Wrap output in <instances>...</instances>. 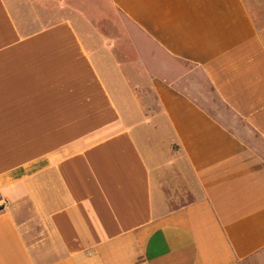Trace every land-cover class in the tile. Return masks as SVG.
<instances>
[{"label": "crops", "instance_id": "1", "mask_svg": "<svg viewBox=\"0 0 264 264\" xmlns=\"http://www.w3.org/2000/svg\"><path fill=\"white\" fill-rule=\"evenodd\" d=\"M0 196V264H264V0H0Z\"/></svg>", "mask_w": 264, "mask_h": 264}, {"label": "rangeland", "instance_id": "2", "mask_svg": "<svg viewBox=\"0 0 264 264\" xmlns=\"http://www.w3.org/2000/svg\"><path fill=\"white\" fill-rule=\"evenodd\" d=\"M93 11L92 13H95L97 10H91ZM43 15H44V18L48 21V22H52V21H55V20H60L62 18H66V17H71L73 19H75V21L79 20V17H77L76 15H72V14H61L59 15L58 17H54L53 15L50 16V13L48 11H43ZM81 20V19H80ZM111 23H112V20H110ZM81 23V21H80ZM89 23L90 24H94V25H97V26H101V30L103 31L102 33L100 34H95V33H90L89 34L92 36V37H95L96 35H100V38H102V35L105 36V39L107 42H110L111 40L114 39V37H116L117 34L113 33V31L110 29H107V23L104 21L103 18H100L98 15H93L91 16V19L89 20ZM96 40V39H95ZM127 52H128V49H127Z\"/></svg>", "mask_w": 264, "mask_h": 264}, {"label": "built area", "instance_id": "3", "mask_svg": "<svg viewBox=\"0 0 264 264\" xmlns=\"http://www.w3.org/2000/svg\"><path fill=\"white\" fill-rule=\"evenodd\" d=\"M6 207V202L0 196V212L3 211Z\"/></svg>", "mask_w": 264, "mask_h": 264}]
</instances>
